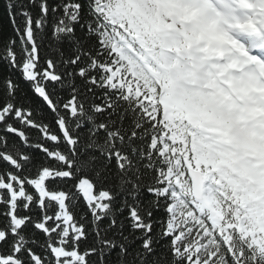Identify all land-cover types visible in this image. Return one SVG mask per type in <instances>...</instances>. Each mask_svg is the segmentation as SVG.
Returning a JSON list of instances; mask_svg holds the SVG:
<instances>
[{"label":"snow or ice","instance_id":"1","mask_svg":"<svg viewBox=\"0 0 264 264\" xmlns=\"http://www.w3.org/2000/svg\"><path fill=\"white\" fill-rule=\"evenodd\" d=\"M0 264H264V0H0Z\"/></svg>","mask_w":264,"mask_h":264}]
</instances>
